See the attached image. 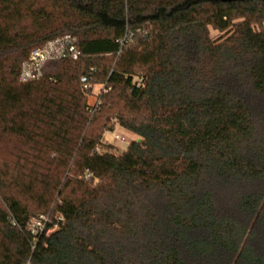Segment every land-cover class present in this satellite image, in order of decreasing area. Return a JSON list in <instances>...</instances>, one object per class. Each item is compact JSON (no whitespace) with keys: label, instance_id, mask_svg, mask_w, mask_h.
<instances>
[{"label":"trees","instance_id":"trees-1","mask_svg":"<svg viewBox=\"0 0 264 264\" xmlns=\"http://www.w3.org/2000/svg\"><path fill=\"white\" fill-rule=\"evenodd\" d=\"M263 23L264 0H0V264H264Z\"/></svg>","mask_w":264,"mask_h":264},{"label":"rangeland","instance_id":"rangeland-1","mask_svg":"<svg viewBox=\"0 0 264 264\" xmlns=\"http://www.w3.org/2000/svg\"><path fill=\"white\" fill-rule=\"evenodd\" d=\"M257 29L264 32V23L260 26H257ZM212 35L213 37L217 38L220 36V33L216 31H212ZM100 88H101L100 86H95L93 93L90 95L91 104L96 103L98 99V94L100 93ZM113 133H117L122 136H125L127 141L115 139ZM103 139L106 145H112L114 146L115 151H121L125 149L128 146V144H130V142L136 139V136L122 129L117 123H114V130L105 132Z\"/></svg>","mask_w":264,"mask_h":264},{"label":"built area","instance_id":"built-area-1","mask_svg":"<svg viewBox=\"0 0 264 264\" xmlns=\"http://www.w3.org/2000/svg\"><path fill=\"white\" fill-rule=\"evenodd\" d=\"M71 51H74V48L72 47L71 48ZM77 55H75L76 57ZM43 54L40 50H35L32 52L31 56H30V60H37L39 58H43ZM83 81H86V78H83ZM135 81L139 82L138 79H136ZM85 88H88L87 86H85ZM115 139H118V140H122V141H127L125 136H122L120 134H117V133H113ZM89 176V175H87ZM50 221V218L49 216L47 215H40V216H37V217H34L30 220V222L28 223L27 225V229L32 233L34 234L35 236H38L40 234H42L43 232L46 231L47 229V223ZM56 229V227H53V228H49L47 230V234H49V231L50 233L53 232L54 230ZM26 264H31V262H27Z\"/></svg>","mask_w":264,"mask_h":264},{"label":"water","instance_id":"water-1","mask_svg":"<svg viewBox=\"0 0 264 264\" xmlns=\"http://www.w3.org/2000/svg\"><path fill=\"white\" fill-rule=\"evenodd\" d=\"M223 2H234V1H247V0H218Z\"/></svg>","mask_w":264,"mask_h":264}]
</instances>
